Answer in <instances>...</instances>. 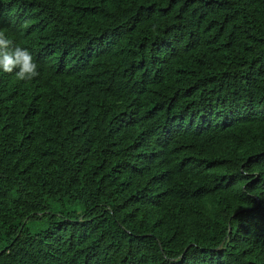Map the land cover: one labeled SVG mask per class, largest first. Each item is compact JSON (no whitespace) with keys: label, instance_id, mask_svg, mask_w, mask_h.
<instances>
[{"label":"trees","instance_id":"16d2710c","mask_svg":"<svg viewBox=\"0 0 264 264\" xmlns=\"http://www.w3.org/2000/svg\"><path fill=\"white\" fill-rule=\"evenodd\" d=\"M0 264H264V0H0Z\"/></svg>","mask_w":264,"mask_h":264},{"label":"clouds","instance_id":"9594fccd","mask_svg":"<svg viewBox=\"0 0 264 264\" xmlns=\"http://www.w3.org/2000/svg\"><path fill=\"white\" fill-rule=\"evenodd\" d=\"M0 71L15 72L19 81H31L39 76L38 64L31 52L24 47L15 45L4 30H0Z\"/></svg>","mask_w":264,"mask_h":264}]
</instances>
